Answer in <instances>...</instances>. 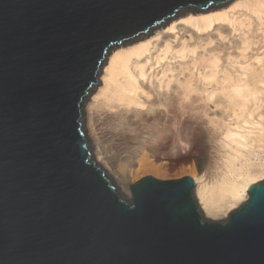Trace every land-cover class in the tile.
<instances>
[{
    "label": "water",
    "instance_id": "water-1",
    "mask_svg": "<svg viewBox=\"0 0 264 264\" xmlns=\"http://www.w3.org/2000/svg\"><path fill=\"white\" fill-rule=\"evenodd\" d=\"M224 1L0 0V264H264V178L219 220L187 174L125 197L83 128L111 47Z\"/></svg>",
    "mask_w": 264,
    "mask_h": 264
},
{
    "label": "bare ground",
    "instance_id": "bare-ground-1",
    "mask_svg": "<svg viewBox=\"0 0 264 264\" xmlns=\"http://www.w3.org/2000/svg\"><path fill=\"white\" fill-rule=\"evenodd\" d=\"M263 47L264 0H227L181 7L107 51L82 121L93 159L120 193L130 195L135 171L170 158L196 164L203 217L246 200L264 175ZM210 102L226 122L204 114ZM193 116L205 126L196 129Z\"/></svg>",
    "mask_w": 264,
    "mask_h": 264
},
{
    "label": "rangeland",
    "instance_id": "rangeland-1",
    "mask_svg": "<svg viewBox=\"0 0 264 264\" xmlns=\"http://www.w3.org/2000/svg\"><path fill=\"white\" fill-rule=\"evenodd\" d=\"M176 14V13H175ZM174 14V15H175ZM188 33H186V37H188V35H187ZM264 48V47H263ZM262 48V49H263ZM261 49V50H262ZM260 50V49H259ZM194 95H196V94H194ZM195 96H193V98H194ZM196 98V97H195ZM194 98V100H196L195 101V104L196 105H200V107L201 108H203V105H204V103L200 100V99H198V98H196L195 99ZM205 107V106H204ZM215 107V108H214ZM220 107H216L214 104H213V102H210L209 103V105H208V107H207V109H206V111L204 112V114L208 117V118H216L217 120H218V118L219 119H221L222 117V119H224L225 120V122H226V120L229 118L228 116L225 118L224 116H225V114L226 113H224V116H223V114L222 113H218L219 111H220V109H219ZM217 112V113H216ZM217 115H216V114ZM215 114V115H214ZM218 115H219V117H218ZM222 115V116H221ZM190 122H191V124L193 125V126H196V129H198V128H200V126H205L204 125V123L202 124L200 121H197L196 120V118H195V116H193L191 119H190ZM199 126V127H198ZM179 127V130H180V135H183V134H185V127L184 126H178ZM190 136H191V134H190ZM191 140H192V138H191ZM190 140V141H191ZM175 149H178V151H180L181 149L180 148H178V147H174L172 150H175ZM171 151V150H170ZM206 159H208V157L206 156ZM163 161H165V160H157V162H156V160H155V162H153V163H155L154 165H157V163H158V165L160 166L159 168H154V170L153 169H146V170H138V171H135L133 174L134 175H132V182L131 183H134V182H136L137 181V179L139 180L142 176H144V175H147V174H150V175H152V176H154V177H156V178H160V179H171V178H177V177H180V176H183V175H193L194 174V171L197 169V167H196V164H193V163H191V162H189V161H187V160H185V159H167L165 162H163ZM137 167H138V165H137ZM159 169V170H158ZM264 178V175H262V176H260L259 177V179L258 180H261V179H263ZM120 191V190H119ZM122 194V193H121ZM123 195V194H122ZM123 196H125V195H123ZM130 196V195H129ZM125 197H127V196H125ZM247 199V198H246ZM240 204V203H239ZM239 204L238 205H236L235 207H237V206H239ZM234 207V208H235ZM233 209V208H232ZM231 209V210H232ZM230 210V211H231ZM228 215V214H227ZM227 215H225V216H223V217H217V218H214V219H224L225 217H227Z\"/></svg>",
    "mask_w": 264,
    "mask_h": 264
},
{
    "label": "snow or ice",
    "instance_id": "snow-or-ice-1",
    "mask_svg": "<svg viewBox=\"0 0 264 264\" xmlns=\"http://www.w3.org/2000/svg\"><path fill=\"white\" fill-rule=\"evenodd\" d=\"M257 188L264 189V181H262L259 185H255L252 191L255 192Z\"/></svg>",
    "mask_w": 264,
    "mask_h": 264
}]
</instances>
